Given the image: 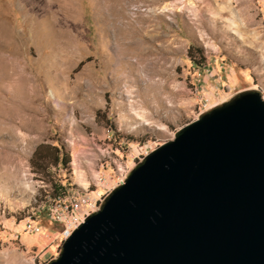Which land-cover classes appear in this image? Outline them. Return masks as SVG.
<instances>
[{
  "label": "rangeland",
  "instance_id": "374dc122",
  "mask_svg": "<svg viewBox=\"0 0 264 264\" xmlns=\"http://www.w3.org/2000/svg\"><path fill=\"white\" fill-rule=\"evenodd\" d=\"M248 90L264 99V0H0V264L54 259L71 195L105 197ZM40 144L68 164L41 171ZM54 184L67 187L56 200Z\"/></svg>",
  "mask_w": 264,
  "mask_h": 264
},
{
  "label": "water",
  "instance_id": "95a60500",
  "mask_svg": "<svg viewBox=\"0 0 264 264\" xmlns=\"http://www.w3.org/2000/svg\"><path fill=\"white\" fill-rule=\"evenodd\" d=\"M46 264H264V99L241 92L147 153Z\"/></svg>",
  "mask_w": 264,
  "mask_h": 264
},
{
  "label": "built area",
  "instance_id": "2783aa9c",
  "mask_svg": "<svg viewBox=\"0 0 264 264\" xmlns=\"http://www.w3.org/2000/svg\"><path fill=\"white\" fill-rule=\"evenodd\" d=\"M125 178V176L121 177L116 181L115 186L123 183ZM105 182L106 178L100 175L97 183L104 186ZM103 200V194L98 193L96 190H79L77 193L71 195L68 203L63 204L64 208L56 218L62 225L59 231L60 242L62 243V241L69 237L87 215L97 211Z\"/></svg>",
  "mask_w": 264,
  "mask_h": 264
},
{
  "label": "trees",
  "instance_id": "16d2710c",
  "mask_svg": "<svg viewBox=\"0 0 264 264\" xmlns=\"http://www.w3.org/2000/svg\"><path fill=\"white\" fill-rule=\"evenodd\" d=\"M195 62V59H193ZM61 148L57 145L40 144L38 145L32 155L31 162L38 167L41 171H45L50 165H63L66 166L69 162L67 153L60 154ZM53 192L51 198L53 200L59 199L60 196L66 194L67 187L65 185L54 184L52 186Z\"/></svg>",
  "mask_w": 264,
  "mask_h": 264
},
{
  "label": "bare ground",
  "instance_id": "6f19581e",
  "mask_svg": "<svg viewBox=\"0 0 264 264\" xmlns=\"http://www.w3.org/2000/svg\"><path fill=\"white\" fill-rule=\"evenodd\" d=\"M21 9H22V8H21ZM134 41H135V40H134ZM134 41H133V42H134ZM131 43H132V42H131ZM135 43H139V42L137 41V42H135ZM127 45H128V44H127ZM138 45H139V44H138ZM120 46H121V45H120ZM120 46H119V47H120ZM122 46H123V44H122ZM141 46H143L142 43H141ZM119 47H118V48H119ZM125 47H126V46H125ZM139 47H140V46H138V48H139ZM140 48H141V47H140ZM144 48H145V47H144ZM144 48H143V49H144ZM146 48H147V47H146ZM115 49H116V48H115ZM121 49H122V48H121ZM127 49H128V48H127ZM122 50H123V49H122ZM124 50H125V48H124ZM134 50H135V49H134ZM128 51H129V49H128ZM117 52H118V51H117ZM121 53H122V52H121ZM125 53H126V52H125ZM128 53H129V52H128ZM144 53H145V52H144ZM119 54H120V53H119ZM122 54H124V53H122ZM126 54H127V53H126ZM142 54H143V53H142ZM136 55H137V54H136ZM123 56H124V55H123ZM141 56H142V55H141ZM124 59H125V58H124ZM120 60H121V59H120ZM123 66H124V65H123ZM120 69H121V68H120ZM123 70H124V69H123ZM119 73H120V72H119ZM118 78H119V77H118ZM119 80H120V79H119ZM121 81H122V80H121Z\"/></svg>",
  "mask_w": 264,
  "mask_h": 264
}]
</instances>
